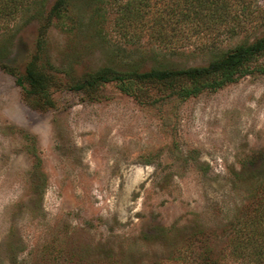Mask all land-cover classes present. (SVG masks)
I'll return each instance as SVG.
<instances>
[{
	"label": "rangeland",
	"instance_id": "374dc122",
	"mask_svg": "<svg viewBox=\"0 0 264 264\" xmlns=\"http://www.w3.org/2000/svg\"><path fill=\"white\" fill-rule=\"evenodd\" d=\"M55 2L30 0L0 26V60L25 72L42 23L34 16ZM73 3L76 27L52 25L43 55L71 80L106 66L207 64L212 41L228 49L264 35V0H249L237 34L166 47L152 31L126 34L110 0ZM63 88L54 108L33 109L0 68V264H227L264 187L263 169L249 165L264 152V75L161 105L115 83L95 95Z\"/></svg>",
	"mask_w": 264,
	"mask_h": 264
},
{
	"label": "trees",
	"instance_id": "16d2710c",
	"mask_svg": "<svg viewBox=\"0 0 264 264\" xmlns=\"http://www.w3.org/2000/svg\"><path fill=\"white\" fill-rule=\"evenodd\" d=\"M28 1L0 0V26L8 27ZM155 1L162 3L163 8L151 23L147 17L152 14ZM110 4L118 6L122 16L120 27L126 34L131 28L152 31V37L155 33L156 40L165 47L171 43L169 39L189 43L194 37L210 39L221 32L237 34L238 30L244 29L243 21L251 12L249 0H110ZM73 12V0H56L50 12L45 14L41 10L36 13L38 18L34 17L42 21L36 42L37 53L27 64L25 72L0 60V68L15 77L24 100L33 109L54 108V92L63 85L66 90L95 95L101 87L115 83L122 93L134 97L140 104L161 105L175 98L185 102L207 91L216 92L250 75H264L263 35L228 49L218 47L212 41L206 46L211 58L207 64L183 68L160 64L145 71L139 68L120 71L106 66L91 72L84 80H71L73 73L59 69L55 72L53 65L43 61V55L45 39L52 25L58 22L65 26L68 21L76 27ZM175 51L173 48L171 52ZM60 74L62 78L58 76ZM249 165L264 171V152ZM231 251L233 257L227 264H264V187L253 216L237 230ZM179 264L192 263L185 259ZM199 264L221 263L203 258Z\"/></svg>",
	"mask_w": 264,
	"mask_h": 264
}]
</instances>
